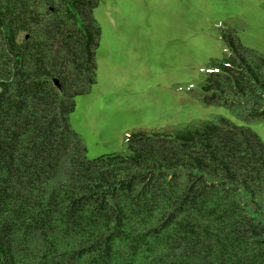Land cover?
I'll return each mask as SVG.
<instances>
[{
	"label": "trees",
	"instance_id": "trees-1",
	"mask_svg": "<svg viewBox=\"0 0 264 264\" xmlns=\"http://www.w3.org/2000/svg\"><path fill=\"white\" fill-rule=\"evenodd\" d=\"M98 0H0V264H264V141L225 117L125 137L71 129L94 83ZM205 103L264 119V55L229 31Z\"/></svg>",
	"mask_w": 264,
	"mask_h": 264
},
{
	"label": "rangeland",
	"instance_id": "rangeland-1",
	"mask_svg": "<svg viewBox=\"0 0 264 264\" xmlns=\"http://www.w3.org/2000/svg\"><path fill=\"white\" fill-rule=\"evenodd\" d=\"M94 83L74 96L71 129L92 159L126 153L125 137L225 117L264 141V119L244 122L205 103L200 85L226 56L223 35L264 55V0H98Z\"/></svg>",
	"mask_w": 264,
	"mask_h": 264
}]
</instances>
